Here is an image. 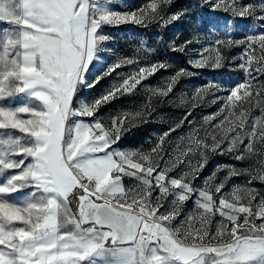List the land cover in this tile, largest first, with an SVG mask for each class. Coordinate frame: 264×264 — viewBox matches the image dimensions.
<instances>
[{
	"label": "snow or ice",
	"instance_id": "6c2138e0",
	"mask_svg": "<svg viewBox=\"0 0 264 264\" xmlns=\"http://www.w3.org/2000/svg\"><path fill=\"white\" fill-rule=\"evenodd\" d=\"M172 2L149 0L121 11L115 0H0V22L10 26L0 31V264H264V193L248 186L264 182V0L243 6L215 0L213 9L223 3L233 16L258 24L240 39L231 36V20L223 38L213 26L211 44L188 61L194 69H219L228 59L221 45L243 46L231 58L239 61L234 70L243 71L242 80H210L191 98L181 94L177 104L191 107L149 149L114 147L147 122L153 97H168L196 73L179 68L158 86L144 84L172 65L147 61L152 49L143 40L132 56L106 62L115 37L104 28L167 26L187 15L186 9L168 14ZM192 43H173L170 51L183 54ZM98 86L96 95H81ZM138 88L148 101L138 110L100 115ZM210 89L215 98L208 102L223 103L204 117L208 127L169 140ZM221 91L227 95H216ZM18 96L25 102L13 106ZM255 106L260 116L248 123ZM211 154L256 164L218 165L195 186ZM221 168L227 173L217 181ZM245 173L248 185L223 191L230 177ZM190 199L193 211L173 224Z\"/></svg>",
	"mask_w": 264,
	"mask_h": 264
},
{
	"label": "rangeland",
	"instance_id": "374dc122",
	"mask_svg": "<svg viewBox=\"0 0 264 264\" xmlns=\"http://www.w3.org/2000/svg\"><path fill=\"white\" fill-rule=\"evenodd\" d=\"M147 2H149V0H115V3L112 6L118 8V10L125 11L139 8ZM214 2L215 0H208V2H205V0H173L166 12L170 14L186 9L187 15L183 16L179 21H174L164 27H161L159 24H152L147 28L133 25H121L118 27L106 26L104 28L106 33H109L115 37L114 42L108 43V47L111 49V51L104 54L108 58L106 62H112L118 56H132L138 46V43L143 40L145 44L152 49V51L147 54V61L163 60L172 65V67L167 71H159L147 81L142 82L144 84L158 86L170 74H173L179 68H185L196 73V75L191 77L182 78L168 97L162 99L153 97L151 100V108L146 109L148 112L146 118L147 122L138 124L136 127L126 132L121 137L118 144L114 145V147L120 148L122 150H131L137 148H143L145 150L149 149L153 144L156 143L157 136L182 119L185 113L191 107V105L177 104V100L181 94H187V96L191 98L193 92L198 87L206 85L210 80L220 81L224 84H234L244 78L243 71L234 70V64L238 63L239 61L231 60L232 57L239 55L243 46L233 45L224 48V46L221 45L220 47L228 59L222 62L224 66L219 69H194L188 63L190 59L197 58V54L200 49L211 44L212 39L214 38L210 35L213 26H217L219 30V36L220 38H223L224 33L222 29L225 26V22L231 20V36L233 39H240L248 34L250 27L258 24V22L253 20L251 17L233 16L231 9L228 11L224 10L225 5L223 3L219 8L213 9L211 4ZM248 3L258 4L260 3V0H235V5L238 6H243ZM5 27L10 26L0 22V31H2ZM189 39H192L193 43L186 46L185 52L183 54L170 51V47L173 43L179 45ZM208 54L209 53H204L203 55ZM143 55L144 53H141V56ZM122 70L127 72L129 67L126 66ZM98 71L99 66H97V68L92 71V75L95 76ZM260 79L264 80V76H261ZM106 83V81L101 82L102 85H105ZM99 91L100 86L91 92L85 90L81 92V95L92 97ZM211 93L212 90L210 89L209 94L204 99V102L197 107L191 108L192 114L188 116L187 120L179 129H177V131L171 133V135L168 137L169 140L181 135H187L193 128L199 127L201 125L208 127V125L204 124V117L216 112L220 107V104L223 103V101H217L215 104L209 103L208 101L215 98ZM216 95L225 96L227 95V92L221 91L216 93ZM7 102L9 101H5V103ZM24 102L25 101L21 96L11 100L13 106ZM146 102H148L147 94L138 88L136 93L132 95H126L123 98L114 101L112 104H109L107 107L102 108L100 110V115L107 117L109 114H115L120 110H138ZM258 116H260V108L259 106H255L249 114L247 122L252 123L253 118ZM217 119H219V117H217ZM188 121H192V123L189 124ZM211 123H215V121H212ZM200 134L203 135V129L201 130ZM245 142L247 143V140ZM256 146L258 147V144ZM14 158L20 159L21 157L17 156ZM255 164V159H245L238 161L232 154H211L207 164L200 171L199 178L193 183L198 187L203 186L205 178L216 171L218 165H234L237 168L244 169L254 168ZM180 168H183V165H180L174 169L169 173V175H177V173L180 171ZM226 173L227 169L221 168L220 171L216 173L217 181L219 178L226 175ZM249 180L250 176L246 173L239 176L230 177L223 191H230L233 185H248ZM217 181H213L212 183H216ZM0 182H2V180H0ZM125 183L126 185H129L132 183V181L126 178ZM248 186L254 187L259 192L264 193V182H261L260 180L253 179L251 184ZM27 191H30V189L22 190V192ZM21 194L22 193H14L13 196H19ZM168 199L170 200L171 197ZM165 207H167V201H165ZM194 208L195 205L193 200L190 199L189 201L185 202L181 215L178 216L175 221H173V224H177L179 221L183 220L185 214L192 212ZM161 211H163V209H161ZM215 219L219 218H214L213 223H215ZM193 223L195 224L196 222L193 221Z\"/></svg>",
	"mask_w": 264,
	"mask_h": 264
}]
</instances>
